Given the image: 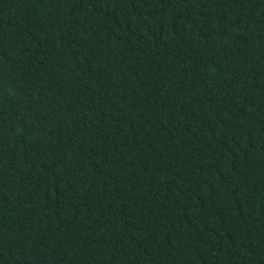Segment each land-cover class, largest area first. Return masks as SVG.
<instances>
[{"label":"trees","instance_id":"obj_1","mask_svg":"<svg viewBox=\"0 0 264 264\" xmlns=\"http://www.w3.org/2000/svg\"><path fill=\"white\" fill-rule=\"evenodd\" d=\"M0 264H264V0H0Z\"/></svg>","mask_w":264,"mask_h":264}]
</instances>
